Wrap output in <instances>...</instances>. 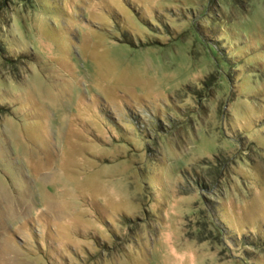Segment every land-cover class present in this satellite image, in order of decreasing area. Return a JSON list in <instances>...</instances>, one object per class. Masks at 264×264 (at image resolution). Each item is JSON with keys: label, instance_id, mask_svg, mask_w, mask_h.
Returning <instances> with one entry per match:
<instances>
[{"label": "rangeland", "instance_id": "1", "mask_svg": "<svg viewBox=\"0 0 264 264\" xmlns=\"http://www.w3.org/2000/svg\"><path fill=\"white\" fill-rule=\"evenodd\" d=\"M0 1V264H264V0Z\"/></svg>", "mask_w": 264, "mask_h": 264}, {"label": "trees", "instance_id": "2", "mask_svg": "<svg viewBox=\"0 0 264 264\" xmlns=\"http://www.w3.org/2000/svg\"><path fill=\"white\" fill-rule=\"evenodd\" d=\"M2 6H3V2L0 1V9L2 8Z\"/></svg>", "mask_w": 264, "mask_h": 264}]
</instances>
